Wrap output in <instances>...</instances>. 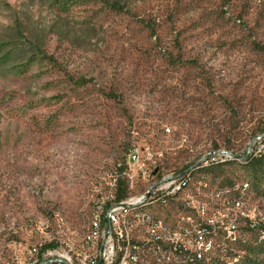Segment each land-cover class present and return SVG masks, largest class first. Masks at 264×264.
Segmentation results:
<instances>
[{
	"label": "rangeland",
	"instance_id": "obj_1",
	"mask_svg": "<svg viewBox=\"0 0 264 264\" xmlns=\"http://www.w3.org/2000/svg\"><path fill=\"white\" fill-rule=\"evenodd\" d=\"M254 140L264 0H0V264L27 245L82 248L132 146L163 173L231 152L192 168L173 201L197 194L204 226L242 201L238 235L198 264H264V160L242 156Z\"/></svg>",
	"mask_w": 264,
	"mask_h": 264
},
{
	"label": "built area",
	"instance_id": "obj_2",
	"mask_svg": "<svg viewBox=\"0 0 264 264\" xmlns=\"http://www.w3.org/2000/svg\"><path fill=\"white\" fill-rule=\"evenodd\" d=\"M259 144L254 140L242 156L262 154L264 147L259 148ZM229 153H208L196 164L181 171L148 172L144 169L141 149L132 146L125 163H118V171L110 175L107 182L109 190L104 193L96 191L90 217H97L95 235H98V250H89L88 242L84 248L66 243L27 245V251H21L7 264H198L211 259L225 235H238L242 201H224L221 213L213 219V225L204 226L199 219L200 209L190 207V200L200 201L201 206L204 200L192 192L182 200L171 201V193L186 182L190 169L204 165V159ZM124 166L128 170L134 168V171L129 172ZM120 186L125 191L122 197H118ZM135 186H140V191L134 192ZM145 198H156V206H162L163 213L170 216L168 227L154 222L147 224L151 227L152 238L135 233L137 221L146 223L144 215L124 213L125 203ZM99 210H106V218H99ZM247 219L252 227L256 225L255 215L247 212Z\"/></svg>",
	"mask_w": 264,
	"mask_h": 264
},
{
	"label": "bare ground",
	"instance_id": "obj_3",
	"mask_svg": "<svg viewBox=\"0 0 264 264\" xmlns=\"http://www.w3.org/2000/svg\"><path fill=\"white\" fill-rule=\"evenodd\" d=\"M192 169L187 174L186 182H182V185H178L174 188L171 193V201L179 197L183 191L189 186L192 180ZM95 205V203H94ZM163 208L162 206H156V198H145L144 200H137L124 205V213L130 215H144L146 217L145 221H137V226H135V233L142 235L145 238H152L151 227L147 224H160L161 227H168L165 219L160 217L157 213L158 209ZM99 218H106V210H99ZM97 229V217H91L90 229L88 234L83 240L82 248L87 246L91 250H98V235H95V230ZM82 243V242H81ZM71 245V244H67ZM7 264V263H6Z\"/></svg>",
	"mask_w": 264,
	"mask_h": 264
},
{
	"label": "trees",
	"instance_id": "obj_4",
	"mask_svg": "<svg viewBox=\"0 0 264 264\" xmlns=\"http://www.w3.org/2000/svg\"><path fill=\"white\" fill-rule=\"evenodd\" d=\"M35 51H37V50H35ZM35 53H40L39 51H37V52H34L32 55H30V57L29 58H32L33 56H34V54ZM41 55H43L42 53H40ZM8 55H9V53H6V55H4V56H2L3 58H6V57H8ZM29 61V60H28ZM20 66H22V64L20 65ZM19 66V67H20ZM81 82H83L82 80H80V81H78V83H81ZM264 154H260V156H258V157H255V158H252V159H248V160H246V162H245V164H251V163H253V162H256L258 165L260 164V162H262L263 160H264V156H263ZM229 162H236V160H231V161H229ZM239 162V161H238ZM228 163V162H227ZM241 163V162H240ZM244 164V163H243ZM220 165H222V164H220ZM214 166H219V165H214ZM214 166H210V167H205V168H200L199 169V171H201V172H205L207 169H209V168H211V167H214ZM125 194V191H124V188L123 187H119V191H118V197H122L123 195Z\"/></svg>",
	"mask_w": 264,
	"mask_h": 264
},
{
	"label": "water",
	"instance_id": "obj_5",
	"mask_svg": "<svg viewBox=\"0 0 264 264\" xmlns=\"http://www.w3.org/2000/svg\"><path fill=\"white\" fill-rule=\"evenodd\" d=\"M157 170V169H156ZM156 170L154 172H156Z\"/></svg>",
	"mask_w": 264,
	"mask_h": 264
}]
</instances>
